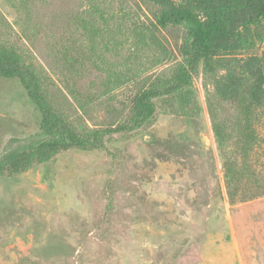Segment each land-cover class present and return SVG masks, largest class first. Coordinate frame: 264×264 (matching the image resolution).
<instances>
[{"label": "rangeland", "instance_id": "rangeland-1", "mask_svg": "<svg viewBox=\"0 0 264 264\" xmlns=\"http://www.w3.org/2000/svg\"><path fill=\"white\" fill-rule=\"evenodd\" d=\"M155 12L143 0H0V43L92 138L181 68L186 31L155 27ZM254 32L235 57L264 48V21ZM223 73L200 62L187 85L152 99L141 125L0 175V264H264V194L231 201L212 129L213 109L227 125L236 116L215 94ZM254 117L258 174L244 179L264 190V106ZM40 122L20 82L0 77V152Z\"/></svg>", "mask_w": 264, "mask_h": 264}, {"label": "trees", "instance_id": "trees-1", "mask_svg": "<svg viewBox=\"0 0 264 264\" xmlns=\"http://www.w3.org/2000/svg\"><path fill=\"white\" fill-rule=\"evenodd\" d=\"M143 1L156 8L155 27H184L186 35L179 48L182 66L164 86H150L135 92L130 98L125 122L96 130L92 138L80 134L62 112L52 107L38 76L16 52L19 50L8 41L0 43V77L17 79L41 112L38 132L22 139H9L0 152V175L23 170L34 161L44 162L72 147L90 146L99 133L122 132L141 125L154 113L152 99L187 85L202 62L205 72L211 75L224 70L214 82L215 94L236 114L227 125L216 110L211 113L229 198L235 202L262 196L264 190L257 178L245 180L244 177L248 173L258 174L250 157L259 144L254 113L264 106V48L240 59L233 54L239 52L234 50L242 43L252 40L254 29L264 21V0ZM245 190L250 193L244 194Z\"/></svg>", "mask_w": 264, "mask_h": 264}]
</instances>
